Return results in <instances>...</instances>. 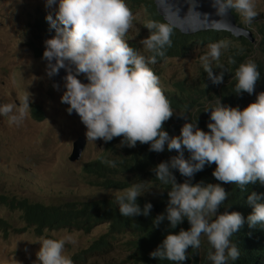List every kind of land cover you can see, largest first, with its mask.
<instances>
[{
	"label": "trees",
	"instance_id": "trees-1",
	"mask_svg": "<svg viewBox=\"0 0 264 264\" xmlns=\"http://www.w3.org/2000/svg\"><path fill=\"white\" fill-rule=\"evenodd\" d=\"M113 1L146 7L157 32L150 50L154 63L225 39L239 46L229 47L221 64L202 74L200 87L182 81L177 92L162 94L154 116L143 124L131 129L113 124L105 140L108 156L82 166L101 189L117 191L148 180L160 188L156 198L110 196L54 206L0 195V206L19 212L23 221L17 229L0 220L2 229L6 234L33 230L39 236L62 228L89 233L108 223L104 235L71 258L81 263L86 255L110 248L116 235L130 233L132 264H264L263 24H255L260 38L253 35V43L213 30L189 36L164 22L153 0ZM34 29L38 35L60 33L41 17ZM58 43L70 55L67 38ZM107 44L83 51L81 63L99 65L106 54L110 65L130 73L134 47L118 53ZM202 97L218 102L205 107ZM31 115L36 121L44 118L37 105L31 106ZM209 204L220 220L209 238H201Z\"/></svg>",
	"mask_w": 264,
	"mask_h": 264
},
{
	"label": "rangeland",
	"instance_id": "rangeland-1",
	"mask_svg": "<svg viewBox=\"0 0 264 264\" xmlns=\"http://www.w3.org/2000/svg\"><path fill=\"white\" fill-rule=\"evenodd\" d=\"M226 2L241 27L260 38L255 24L264 26V0ZM39 14H46L62 32L71 28L74 40L83 45L108 40L118 53L132 45L131 72H122L103 57L92 71L106 89L83 87L80 79L53 83L50 64L38 57L39 52L53 55L59 47L50 32L36 33ZM156 33L144 5L113 0H0V195L54 206L110 196H157L159 189L148 180L132 182L121 191L101 189L82 166L108 156L105 140L113 124L120 122L128 129L143 124L154 115L163 93L177 92L176 84L182 81L200 87L202 74L210 66L216 69L223 61L220 56L239 43L225 39L218 45L196 46L183 58L154 63L149 52ZM73 56L79 58L77 53ZM80 69L88 66L82 64ZM201 100L205 107L218 102L215 97ZM32 105L42 110L41 121L32 118ZM73 107L83 111L81 118L70 115ZM162 114L168 116L164 107ZM77 139L85 140L83 151L78 161L70 162ZM214 216L210 205L201 223V238H209V220ZM0 220L23 227L19 212L4 206ZM107 228L104 222L89 233L62 228L37 236L33 230L6 234L0 224V264H132L130 233L116 235L110 248L86 255L83 263L71 259Z\"/></svg>",
	"mask_w": 264,
	"mask_h": 264
},
{
	"label": "water",
	"instance_id": "water-1",
	"mask_svg": "<svg viewBox=\"0 0 264 264\" xmlns=\"http://www.w3.org/2000/svg\"><path fill=\"white\" fill-rule=\"evenodd\" d=\"M156 12L171 27L181 34L194 35L205 31L227 32L235 38L244 37L251 43L255 41L250 30L238 26L236 18L226 0H153ZM48 60L53 64L55 71L51 81L60 84L65 80L74 81L82 74L76 61L65 57L58 52ZM83 86L102 88L98 76L89 75L80 80ZM74 119L83 116L78 107L70 109ZM85 140L77 139L72 143L69 160H78L83 151Z\"/></svg>",
	"mask_w": 264,
	"mask_h": 264
},
{
	"label": "clouds",
	"instance_id": "clouds-1",
	"mask_svg": "<svg viewBox=\"0 0 264 264\" xmlns=\"http://www.w3.org/2000/svg\"><path fill=\"white\" fill-rule=\"evenodd\" d=\"M230 6V5H229ZM39 17H41V18H45L46 20H47V22L49 23V25L51 26V27H53V28H56V27H58V26H52L51 25V23H50V21L48 20V16L46 15V14H39L38 16H37V18H36V20H35V23H36V21H37V19L39 18ZM59 31H60V33H58V34H56L54 37H56V42H57V44H58V47L59 48H56V51L54 52V54H56V53H58V52H60V53H62V55H64L65 57H68V58H70V59H72L73 61H76L77 63H78V65H79V68H80V65H82V63H81V53L83 52V51H88L89 49H91V47L94 45V44H98V45H101L102 43L100 42V43H98L96 40H93V41H91V42H89L87 45H83L81 42H79V41H77V40H74V38H73V32H72V29L71 28H69V29H67L65 32H63L64 34H66V35H62L61 34V30L59 29ZM47 32H50V31H47ZM47 32H41V33H47ZM51 33V32H50ZM184 35V34H183ZM189 36H191V35H189ZM67 38V45L69 46V48H72V52L70 53V55H68V53H67V50H64V51H62L61 50V48H60V45H59V43H58V39H60V38ZM155 39V38H154ZM153 39V40H154ZM103 42H106V41H103ZM104 44V43H103ZM102 46V45H101ZM103 47H105V44H104V46ZM107 48L109 49V47H108V44H107ZM74 53H77L78 55H79V58L77 59V58H75L74 56H73V54ZM51 55L49 54V53H46V54H44L43 52H39V57L38 58H41V59H43V58H46V60H47V62L50 64V66H51V68H52V71H53V73H52V76H54V74H55V71H54V68H53V64L48 60V58L50 57ZM103 57H105L106 58V54H104V56ZM149 58H150V52H149ZM75 59V60H74ZM107 59V58H106ZM153 62V61H152ZM108 63V62H107ZM84 65V64H83ZM95 66H97V65H92L91 67H88V69L86 70V69H83V70H81V75L79 76V78H77L76 80H78V79H83V78H85L86 76H91V75H93V76H98V75H96V74H94V72L92 71V69L95 67ZM113 66H115V65H113ZM131 70H132V67H131ZM51 76V77H52ZM99 78H100V81H101V83H102V85H103V87L102 88H92V87H90V86H83L82 84H81V82H80V80H79V82H80V84L83 86V87H89V88H92V89H99V90H104V89H106L107 88V85L106 84H104L103 82H102V79H101V77L100 76H98ZM51 80V79H50ZM76 80H74V81H76ZM65 81H68V80H65ZM163 94H165V93H163ZM72 109V108H71ZM154 116V115H153ZM81 157V156H80ZM68 159H69V157H68ZM80 159V158H79ZM78 159V160H79ZM78 160H76V161H78ZM70 161V160H69ZM71 162V161H70ZM75 162V161H74ZM144 181V180H143ZM140 182H142V181H140ZM150 182V181H149ZM151 184H153L154 186H156L158 189H159V192H158V194H157V196L159 195V193H160V188H159V186L158 185H156V184H154L153 182H150ZM131 185V184H130ZM130 187V186H129ZM129 187H127V188H129ZM127 188H125V189H127ZM125 189H121V190H125ZM121 190H119V191H121ZM157 196H155L154 198H156ZM115 197H143V198H146V199H149V200H153L154 198H149V197H145V196H136V195H127V196H115ZM210 205H212L213 206V208H214V211H215V216L213 217V218H211L210 220H209V224H210V228H211V231L209 232V237H210V235H211V233L213 232V230H214V228H215V226H216V222H218L220 219H219V217H218V211H216L215 210V207H214V205L213 204H209L208 206H210ZM208 206H207V208H208ZM207 208H206V210H205V213L207 212ZM205 213H204V216H205ZM204 216H203V218H204ZM202 223V222H201ZM200 231H201V225H200ZM200 231H199V234H200Z\"/></svg>",
	"mask_w": 264,
	"mask_h": 264
},
{
	"label": "flooded vegetation",
	"instance_id": "flooded-vegetation-1",
	"mask_svg": "<svg viewBox=\"0 0 264 264\" xmlns=\"http://www.w3.org/2000/svg\"><path fill=\"white\" fill-rule=\"evenodd\" d=\"M103 46H104V44H103Z\"/></svg>",
	"mask_w": 264,
	"mask_h": 264
},
{
	"label": "bare ground",
	"instance_id": "bare-ground-1",
	"mask_svg": "<svg viewBox=\"0 0 264 264\" xmlns=\"http://www.w3.org/2000/svg\"><path fill=\"white\" fill-rule=\"evenodd\" d=\"M165 22V21H164Z\"/></svg>",
	"mask_w": 264,
	"mask_h": 264
}]
</instances>
